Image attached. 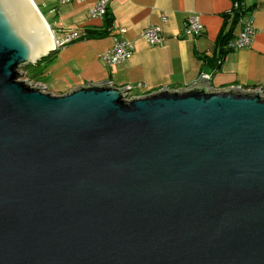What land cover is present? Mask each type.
<instances>
[{
    "label": "water",
    "instance_id": "95a60500",
    "mask_svg": "<svg viewBox=\"0 0 264 264\" xmlns=\"http://www.w3.org/2000/svg\"><path fill=\"white\" fill-rule=\"evenodd\" d=\"M55 49L0 0V264H264V89L21 79Z\"/></svg>",
    "mask_w": 264,
    "mask_h": 264
},
{
    "label": "crops",
    "instance_id": "0c3cea01",
    "mask_svg": "<svg viewBox=\"0 0 264 264\" xmlns=\"http://www.w3.org/2000/svg\"><path fill=\"white\" fill-rule=\"evenodd\" d=\"M97 1L40 0L55 40L71 37L40 78L38 84L47 91L59 95L90 82L110 80L117 87H131L145 95L164 86L188 87L206 75L215 89H264V0H244L246 12L237 18L233 0H109L107 14L92 17ZM108 15L112 19L109 34L82 37L86 30L103 28ZM192 15L202 24L199 34L186 33ZM251 16L255 31L251 44L230 47ZM150 25L162 27L160 43L146 39L144 30ZM222 33L229 35L224 55L217 42ZM117 38L133 43L132 55L116 64L103 62L100 55L112 49Z\"/></svg>",
    "mask_w": 264,
    "mask_h": 264
},
{
    "label": "built area",
    "instance_id": "2783aa9c",
    "mask_svg": "<svg viewBox=\"0 0 264 264\" xmlns=\"http://www.w3.org/2000/svg\"><path fill=\"white\" fill-rule=\"evenodd\" d=\"M65 1V0H64ZM84 1V0H79ZM109 0H98L95 7L92 8L90 15L92 17L104 16L108 9ZM237 6V4H236ZM166 16L162 15V20H166ZM252 16L248 18L245 22L244 29L242 33L235 39L229 42V46L232 48L249 46L252 42L254 35V27L252 23ZM202 30V24L199 19L192 15L187 19L186 23V33L199 34ZM144 35L146 39L151 43H160L162 41V27L160 25H150L144 30ZM71 40V37H67L63 42L56 41V48H59L64 43ZM134 51V45L131 41L125 38H117L112 49L103 52L100 58L103 62L109 64L120 63L128 59ZM208 78V75H206ZM131 88V87H130Z\"/></svg>",
    "mask_w": 264,
    "mask_h": 264
},
{
    "label": "trees",
    "instance_id": "16d2710c",
    "mask_svg": "<svg viewBox=\"0 0 264 264\" xmlns=\"http://www.w3.org/2000/svg\"><path fill=\"white\" fill-rule=\"evenodd\" d=\"M233 1L235 4H237V6L235 5L232 9L233 13L236 15V18H237V17L241 16L244 12H246V10L244 8V0H233ZM107 12H108V10H107ZM107 12H106V14H107ZM111 26H112V19L108 15L106 20H105V24H104L103 28L86 30L82 37L83 38H85V37L86 38H88V37H101V36L107 35L110 33ZM228 40H229V35H226V34L223 35V33L218 38L217 42L221 47L220 48L221 51L219 52L221 55H224L226 50H227L225 48V45L227 44ZM58 49L59 48L51 51L48 55L43 57L37 63L32 64L36 70L34 69L31 74H29L25 70L24 72L26 75V79H28L29 81H32L33 83H39L41 81L40 78H42L46 72V69L48 67V63L53 60L54 55L57 53Z\"/></svg>",
    "mask_w": 264,
    "mask_h": 264
},
{
    "label": "rangeland",
    "instance_id": "374dc122",
    "mask_svg": "<svg viewBox=\"0 0 264 264\" xmlns=\"http://www.w3.org/2000/svg\"><path fill=\"white\" fill-rule=\"evenodd\" d=\"M35 2L37 3V5H38V7L40 8V10L44 13V12H45V11H44L45 9H44L43 5L40 3V0H35ZM46 16H47L48 20L51 21V20H50V16H49V14H48V15L46 14ZM34 69H35V68H34V66H33L32 64H30V65H26L25 67H23V71L26 70V72H28L29 74H31V73L33 72ZM35 70H36V69H35ZM21 79H26V75L24 74V76H23ZM35 84H38V83H35ZM133 93H138V94H136V95H140L139 92H136V91H134V90L132 89V90L130 91L128 97L134 95Z\"/></svg>",
    "mask_w": 264,
    "mask_h": 264
}]
</instances>
